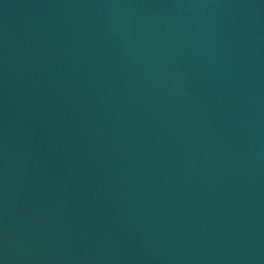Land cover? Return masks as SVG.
I'll return each mask as SVG.
<instances>
[{
    "label": "water",
    "instance_id": "obj_1",
    "mask_svg": "<svg viewBox=\"0 0 264 264\" xmlns=\"http://www.w3.org/2000/svg\"><path fill=\"white\" fill-rule=\"evenodd\" d=\"M0 264H264V0H0Z\"/></svg>",
    "mask_w": 264,
    "mask_h": 264
}]
</instances>
